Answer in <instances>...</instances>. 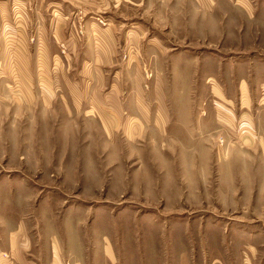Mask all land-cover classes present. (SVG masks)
Returning a JSON list of instances; mask_svg holds the SVG:
<instances>
[{"label":"rangeland","instance_id":"1","mask_svg":"<svg viewBox=\"0 0 264 264\" xmlns=\"http://www.w3.org/2000/svg\"><path fill=\"white\" fill-rule=\"evenodd\" d=\"M26 1L33 11L54 2L0 0V14L14 19L11 3ZM230 2L263 18L264 0ZM85 9L74 10L80 19L74 27L77 37L83 35L81 20L89 16L107 24L103 14ZM224 23L212 45L180 42L179 36L165 32L161 40L154 38L189 57L262 59L257 53L231 52L225 40L242 28ZM4 25L0 19V231L9 224L33 227L37 219L38 225L51 220L60 264H264V180L259 178L264 166L236 161L257 153L239 142L238 119L230 123L231 131L224 118L220 124L212 122L218 102L193 90L188 100L195 114L205 112L208 120L203 134L197 133L203 147H168L155 141L150 130L102 132L97 109L89 107L88 116L66 115L62 85L45 83L51 75L43 63L46 52L35 49L34 31L28 40L33 60L28 82L20 80L14 66L4 64L14 56L13 34ZM145 47L144 42L139 53L129 52L141 65L147 83L142 89L148 92L154 81L161 91L169 69L149 67L159 53ZM129 53H122L124 63ZM76 60L71 68L78 77L82 63ZM89 86L80 88L84 97L91 94ZM175 96L181 103L187 94ZM6 256L0 255V264H12Z\"/></svg>","mask_w":264,"mask_h":264},{"label":"crops","instance_id":"2","mask_svg":"<svg viewBox=\"0 0 264 264\" xmlns=\"http://www.w3.org/2000/svg\"><path fill=\"white\" fill-rule=\"evenodd\" d=\"M52 1L43 11L40 4L33 11L28 1L18 5L12 2V12H17L14 19L8 13L0 14L8 27L4 28L13 34L9 38L14 56L4 64L14 66L21 81L28 82V69L33 62L28 40L34 31L35 49L46 52L43 63L46 62L47 73L51 75L45 83L62 85L65 92L60 98L64 100L66 115L88 116L87 109L91 107L103 119L99 124L102 132L150 130L155 141L163 140L168 147H203L197 133L203 134L208 120L204 119L205 112L195 114L188 93L207 92L214 103L218 102L214 114L211 113L212 122L220 124V118H224L229 123L225 129L231 131L230 123L238 119V125H245L253 133L249 138L238 140L257 153L239 156L236 161L264 166V15L257 17L253 9L236 2L231 5L230 0ZM79 7L88 8L85 10L95 15L103 14L107 20L105 27L89 16L81 20L83 35L77 37L74 27L80 19L74 10ZM111 19L117 22L111 23ZM134 20L143 22L136 25ZM224 22L228 27L234 22L242 28L240 33L230 34L225 40V45H231V52L257 53L262 59L222 62L213 57H189L183 52L169 51L172 46L156 42L154 38L161 40L160 35L165 32L179 36L180 42L212 45L217 42ZM144 42L146 52L159 53L157 58L149 60V67L164 69V72L169 69L171 76L161 91L154 81L148 92L142 89L147 83L138 57L130 53H139ZM122 53H129L127 63L121 58ZM76 59L82 63L78 77L71 68ZM83 84L90 85L89 97L79 92ZM180 91L187 94L181 103L175 96ZM215 129V126L211 128ZM259 178L264 180V173ZM263 186L264 183L261 190ZM39 221L33 227L22 222L3 228L0 255L8 254L12 264H60L58 244L55 235L50 233L54 229L52 221L45 219L44 225H38Z\"/></svg>","mask_w":264,"mask_h":264},{"label":"built area","instance_id":"3","mask_svg":"<svg viewBox=\"0 0 264 264\" xmlns=\"http://www.w3.org/2000/svg\"><path fill=\"white\" fill-rule=\"evenodd\" d=\"M100 24H103L102 22L100 23ZM77 35L78 36H81L82 35V31L79 29V30H77ZM31 41H33L34 42V40L33 39H31ZM61 49H62V52H63V45H61ZM235 132H236V135H237V137H239V139H243L244 137L245 138H249V136L251 135V134H253L250 130H249V128H247V127H245V125L243 126V125H241V124H239L236 128H235ZM241 139V140H242ZM218 145H220V146H222L223 144H224V142H225V139L222 137V136H220L219 138H218ZM2 256L3 257H7L6 256V254H2Z\"/></svg>","mask_w":264,"mask_h":264}]
</instances>
